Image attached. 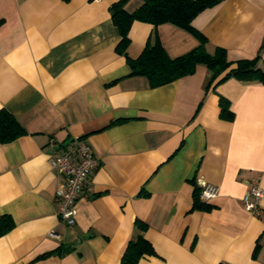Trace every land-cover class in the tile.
I'll use <instances>...</instances> for the list:
<instances>
[{"label":"crops","instance_id":"1","mask_svg":"<svg viewBox=\"0 0 264 264\" xmlns=\"http://www.w3.org/2000/svg\"><path fill=\"white\" fill-rule=\"evenodd\" d=\"M115 1L0 0V108L26 130L0 142V216L14 223L0 235V264H119L136 219L155 251L137 264H264V195L257 213L242 200L252 181L264 189V82L210 83L198 64L152 87L116 49ZM191 24L207 51L264 66V0H222ZM154 30L170 57L198 43L172 23L134 20L127 55L137 57ZM221 97L232 117L221 114ZM76 136L98 164L68 225L49 154ZM203 181L220 191L198 208Z\"/></svg>","mask_w":264,"mask_h":264},{"label":"trees","instance_id":"2","mask_svg":"<svg viewBox=\"0 0 264 264\" xmlns=\"http://www.w3.org/2000/svg\"><path fill=\"white\" fill-rule=\"evenodd\" d=\"M127 1L117 0L110 5L113 23L121 35L116 49L125 55L131 74L145 76L152 87L191 74L198 64H204L210 70V83L216 79V82H221L229 77L264 82V66L258 63V57L229 60L226 50L222 47H215L209 52L206 49L207 38L192 26L191 21L198 12L222 0H141L140 5L131 12L124 9ZM134 20L151 23L154 27L161 23H172L191 33L198 43L187 52L170 57L154 30L152 41L147 42L140 54L132 58L127 55L126 48L129 44L128 30ZM220 112L232 117L228 102L223 97L220 98ZM25 133L26 130L14 116L6 108H0V142L12 141ZM199 192L200 188H194V206L207 208L208 205L201 201ZM13 224L10 216L1 215L0 235L9 231ZM134 224L137 231L127 241L119 264H137L142 257L155 253L152 244L144 236L146 223L136 219ZM257 251L258 244L253 255Z\"/></svg>","mask_w":264,"mask_h":264},{"label":"built area","instance_id":"3","mask_svg":"<svg viewBox=\"0 0 264 264\" xmlns=\"http://www.w3.org/2000/svg\"><path fill=\"white\" fill-rule=\"evenodd\" d=\"M55 141V138L50 139L52 145ZM49 162L60 177L56 188L57 214L66 224L73 225L78 212L76 207L78 196L82 188L90 183L91 173L98 160L87 138L76 136L66 144L55 147L49 154ZM200 185L199 197L203 202L210 201L219 194L220 188L217 184L203 181ZM262 195L264 189L261 188L259 181H252L242 196L244 208L257 213ZM49 234L55 235V232L50 231Z\"/></svg>","mask_w":264,"mask_h":264}]
</instances>
